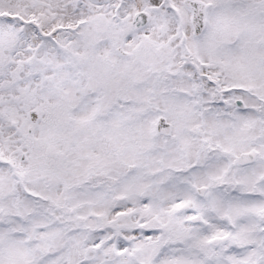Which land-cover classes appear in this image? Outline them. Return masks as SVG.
<instances>
[{"label": "snow or ice", "instance_id": "obj_1", "mask_svg": "<svg viewBox=\"0 0 264 264\" xmlns=\"http://www.w3.org/2000/svg\"><path fill=\"white\" fill-rule=\"evenodd\" d=\"M0 264H264V0H0Z\"/></svg>", "mask_w": 264, "mask_h": 264}]
</instances>
